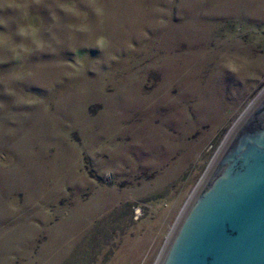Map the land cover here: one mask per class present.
<instances>
[{
  "label": "rangeland",
  "instance_id": "374dc122",
  "mask_svg": "<svg viewBox=\"0 0 264 264\" xmlns=\"http://www.w3.org/2000/svg\"><path fill=\"white\" fill-rule=\"evenodd\" d=\"M263 88L264 0H0V264H154Z\"/></svg>",
  "mask_w": 264,
  "mask_h": 264
},
{
  "label": "water",
  "instance_id": "95a60500",
  "mask_svg": "<svg viewBox=\"0 0 264 264\" xmlns=\"http://www.w3.org/2000/svg\"><path fill=\"white\" fill-rule=\"evenodd\" d=\"M154 264H264V88L214 154Z\"/></svg>",
  "mask_w": 264,
  "mask_h": 264
},
{
  "label": "built area",
  "instance_id": "2783aa9c",
  "mask_svg": "<svg viewBox=\"0 0 264 264\" xmlns=\"http://www.w3.org/2000/svg\"><path fill=\"white\" fill-rule=\"evenodd\" d=\"M133 210H134V217H136V213L140 210V207L135 206V207H133Z\"/></svg>",
  "mask_w": 264,
  "mask_h": 264
}]
</instances>
